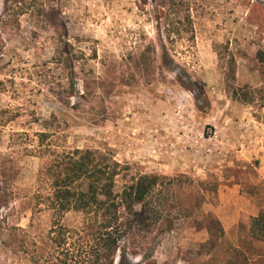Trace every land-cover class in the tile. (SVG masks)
Instances as JSON below:
<instances>
[{"label":"rangeland","instance_id":"obj_1","mask_svg":"<svg viewBox=\"0 0 264 264\" xmlns=\"http://www.w3.org/2000/svg\"><path fill=\"white\" fill-rule=\"evenodd\" d=\"M258 52L264 0H0V264H58L34 196L74 149L119 164L116 192L161 178L113 264H264Z\"/></svg>","mask_w":264,"mask_h":264},{"label":"trees","instance_id":"obj_2","mask_svg":"<svg viewBox=\"0 0 264 264\" xmlns=\"http://www.w3.org/2000/svg\"><path fill=\"white\" fill-rule=\"evenodd\" d=\"M17 3V0H12ZM4 3V11L7 10ZM264 63L262 53H257ZM236 96V94H233ZM43 143L48 134H39ZM48 166L41 173L45 184L42 194H35V205L51 214L49 240L57 251L58 264H113L119 244L131 229L124 213L139 217L148 200L160 186L158 176L141 175L121 192L115 191L119 164L91 150L53 152ZM136 207L141 210L136 211ZM79 214L78 226L67 227L68 214ZM204 219L208 242L224 235L220 223L211 215ZM248 237L264 243V210L250 217Z\"/></svg>","mask_w":264,"mask_h":264}]
</instances>
